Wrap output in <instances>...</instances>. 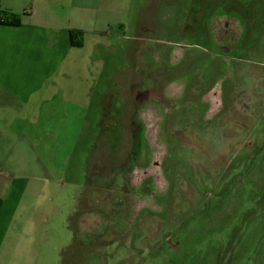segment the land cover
<instances>
[{
  "label": "flooded vegetation",
  "instance_id": "obj_1",
  "mask_svg": "<svg viewBox=\"0 0 264 264\" xmlns=\"http://www.w3.org/2000/svg\"><path fill=\"white\" fill-rule=\"evenodd\" d=\"M157 1L158 6L164 7L167 16H164L163 20L166 24L169 22L170 27L165 29L162 20L157 19L154 26L151 24L147 26V23L145 27H141L144 34H138L137 37L147 45L138 51L139 59L144 60L145 71L144 75L139 73L140 83L135 84L133 89L136 90V94L144 92L146 95L139 101L136 97L138 95L134 97L137 113L127 117L129 122L127 124L128 129H133L131 133H134L136 138L129 144L128 159L122 166H117L119 171L116 172L122 176L120 178L122 183L133 187H129L128 192L124 190L117 192L113 199L117 203L116 208L121 209L127 204L131 212L135 209V202L138 199L147 200L150 197L157 208H144V214L159 226L155 227L154 231L152 227L143 230L136 224L127 222L114 231L111 220L107 219L104 213L105 197H101L99 190L111 185L116 174L110 179V176L96 173L90 176L91 185L86 192L85 201L78 197L68 219L67 228H70L74 237L73 246L81 250V258L84 259L82 264H99L98 260L103 257L101 255L104 254V248L108 249L110 244H113L110 255L121 254L114 264H121L127 258L128 263L133 264L132 259L139 253L145 256H141L138 264L238 263L236 259L239 256L231 255L235 261H231L228 253L220 258L219 246L209 244V251L205 250L203 254L193 251L192 248L197 244L208 243L209 231L220 226L229 228L231 220L238 219L239 215L242 216L240 231L246 227L249 217L258 220L263 215L261 191L264 189V152L259 154L255 164L248 165L243 160L239 170L216 191L218 197L215 201L209 200V205L206 203L208 200L200 196L203 192L201 187L194 189L192 186L196 195L195 206L198 205L197 210L190 214L181 210L179 205L180 202L185 203L187 200L182 188L189 180L184 179L187 176L183 173L193 166L181 165V170L177 173L178 165L183 160L177 156L178 162L181 161L177 164L172 158L173 154L179 155L184 151L190 154L192 151L190 145H195L198 152L200 149L207 151L219 146L237 149L251 146L246 140L254 123L260 124V130L263 131L259 130L261 133L257 143L252 146L258 145L263 148L264 87L260 86V83L256 84L258 73L245 74L240 71L237 62L244 60L238 59L237 56L243 52L241 50L245 51L246 46L248 49L255 46L259 37L264 34V0ZM144 35L148 36L142 39ZM160 35L175 39L168 41L160 38ZM161 66V70H158ZM256 66L258 71L264 70L263 64ZM245 78L250 79L248 87L243 82ZM147 104L155 106L158 112L162 108L164 112L146 110L147 108H144ZM123 116L122 106L117 121L118 133L108 145L111 153L119 152L120 145L126 141L124 138L126 121ZM111 122H114V119H111ZM152 129L153 132L158 131L162 135L165 131V135L169 137L180 135L189 143H183L179 139L180 136L174 140L168 139L164 143L165 156L155 154L153 157L152 149L146 140ZM222 129L225 131L223 134ZM114 140H117L116 143ZM217 144L219 146H215ZM232 151L227 149L229 154L225 160V155L221 157L220 167L231 166L229 158ZM199 167L201 166H197V170ZM172 174H178L179 181L173 183ZM204 178L211 180L212 176L206 175ZM172 191L177 194L175 198L170 195ZM250 197H254L252 202L256 210L254 214L253 210L249 211L246 206ZM79 201L85 209L79 207ZM169 205H172V210L176 212L175 220L168 217ZM117 214L121 213L116 212V218L121 216ZM107 216L111 218V215ZM259 220L261 222H256L244 241L246 244L242 247L244 252L256 250V256L253 257L256 264L262 262L259 255L262 253L264 241V221ZM126 229L129 231L122 235L121 232ZM107 232H114L120 237L107 241ZM136 233L140 234L137 239ZM126 239H135L132 241L136 243L144 239L146 244L143 243L145 246H142L140 243V250L135 254L131 248L126 250ZM210 258L212 261L209 262Z\"/></svg>",
  "mask_w": 264,
  "mask_h": 264
},
{
  "label": "rangeland",
  "instance_id": "obj_2",
  "mask_svg": "<svg viewBox=\"0 0 264 264\" xmlns=\"http://www.w3.org/2000/svg\"><path fill=\"white\" fill-rule=\"evenodd\" d=\"M5 1L16 3L17 7H22L23 3L28 0ZM58 1L65 3L66 10L63 14L56 12L51 16V19L32 17L31 22L50 23L51 26L69 29L70 32L74 33L73 43H80L78 46H73L75 62L86 61L87 63H83L82 69L73 65L72 71H67V77L61 80L62 87L59 89L58 97L61 91L62 93L67 92V95L59 97L54 102L57 111L52 120H49L48 124L50 125L48 128H52L48 130L49 135L46 134L43 128L44 121H42V125L41 121H38L34 133L31 132L27 136L28 146L25 149V161L22 162L21 166L11 169L17 178H25L24 180L28 181V185L25 187L26 191L20 205V211L13 220L12 227L15 228V231L10 232V235L14 233L17 237L13 238L12 245L9 247L10 252L8 251L9 254L0 259V264H82L84 259L81 258V250L74 247V237L70 228H67L68 219L78 201V197L81 198V201H85L86 192L91 185L90 176L96 173L110 176V179H113L116 174L111 185H107L104 189H98L101 192V197H105L104 213L107 219L111 220L110 223L114 231L127 222L133 223V225L136 224L143 230L152 227L154 231L155 227L159 226V224L158 226L154 224L148 215L144 214V208H157L150 197L146 198L147 200L138 199L135 202V209H132L131 212H129L127 204L121 209L116 208L117 203L113 198L117 192L122 190L128 192L130 191L128 188L133 187V185H127L125 182L122 183L120 179L122 176L116 172L119 171L117 166H122L128 159L129 144H132L136 138L135 134L131 133L133 129H128L129 125L127 124L129 116L137 113L134 97L138 95L136 97L139 101L146 95V93H140L139 91V94H136V90L133 89L135 84L140 83L139 73L144 75L145 71L144 60L139 59L138 51L141 48H146L147 44L137 37L138 34H144L141 27H145L147 23V26H150V24L154 26L157 19L162 20L165 29L170 27V23L166 24L163 20L167 13H164L163 6H158L157 0ZM22 10L20 9L19 15L23 17L25 13ZM147 36L144 35L142 39ZM159 37L168 39V41L175 39L165 38L161 35ZM248 48L246 46L245 51L241 50L243 52L237 56L238 59L244 60L243 62H237V66L242 73H258L256 84L259 85L260 83V86L264 87V70L258 71L256 66L257 64H263L264 68V34L259 37L255 46ZM85 56H88V58ZM161 68L162 66L158 67V70H161ZM243 82L248 87L250 79L245 78ZM86 91L90 95L88 103L84 98V92ZM147 92H149L148 89ZM70 93H72V96H69ZM150 97L148 99L152 100ZM71 106L74 108V112L69 109ZM122 106L124 108L123 118L126 121L124 127L126 141L120 145L121 150L119 152L111 153L108 145L112 143L113 138H115L114 135L118 133L117 121ZM144 109H153L155 113L158 112V109L151 104H147ZM161 112H164L162 108L159 109L158 113ZM111 119H114V122H111ZM259 126L260 124L254 123L253 128L249 130L246 143L251 146L248 147L224 148L217 144L215 146L219 147H213V150L204 151L200 149L201 151L198 152L195 145H190L189 148L192 150L190 154L186 151L181 152L179 155L173 154L172 161L175 163L179 164L181 162H178L177 156L182 157L183 160L178 165L177 173L181 170V165L190 164L193 166L183 173L187 176L184 179L190 182L186 181V185L182 188L183 195L188 202H180L179 208L181 210L187 211L189 214L197 210L198 204L195 206L197 202L194 197L196 195L192 186L194 189L201 187L203 192L200 196L207 199L206 203L209 205L210 201H215V198L218 197L216 191L219 187L224 186L223 183L228 182L230 177L239 170V165L243 160L248 165L255 164L258 161L259 154L264 152V146L261 148L258 145L252 146V144L257 143L260 131H263L260 130ZM163 133L164 135L159 134L158 131L153 132L152 129V132H149L147 136L146 140L150 149H152L153 157L155 154L160 157L165 156L164 143L168 139L174 140L180 136L169 137L165 135V131ZM223 133H225L224 129L221 131V134ZM179 139L185 144L189 143L182 136ZM114 141L116 143L117 140ZM34 142H37L38 145L34 146ZM197 144L199 145V143ZM29 146H31L30 149ZM227 149L233 150L229 158L231 166L222 168L219 166L222 165L220 163L221 157L225 155L224 160L226 159L229 154ZM197 166L201 167L197 170ZM195 168L196 170H194ZM172 175L174 176L173 183H176L178 174ZM206 175L212 176V179L204 178ZM9 182L10 180H5L8 186ZM118 184H121V186H118ZM261 192L263 193V215L259 219L264 221V189ZM173 193H170V195L175 198L177 194L176 192ZM253 199L254 197H250L249 201L246 202V206L249 211L253 210L254 214L256 210L252 204ZM79 207L84 208L80 201ZM168 211V217L175 220L176 212L172 210V205L168 206ZM116 212H120L121 214L117 215L121 216L116 218ZM107 215H111V218H108ZM241 217L239 215L238 219H232L229 228L220 226L209 231L207 234V241L209 242L197 244L192 250L203 254V251H209V244H212L219 246L218 255H220V258L228 253L229 256H239L236 259L238 263L234 264H256L253 262L256 250L254 252L251 250L244 252L242 247L246 244L244 241L247 235L251 233L256 222L261 221L249 217L246 227L240 231ZM17 229L20 231H16ZM128 231L126 229L121 234L126 235ZM107 233V241L120 237L114 232ZM137 237H140L139 233H136V239ZM132 240L126 239L125 248L126 250L131 248V251L136 254L140 250L139 244L142 243V246H145L146 243L144 239H140V243ZM111 245L113 246V244H110L108 249L107 247L104 248V254L101 255L103 257L98 260L100 261L99 264H114L118 261L121 254H116L117 257L113 254L110 255L112 253ZM262 248V253L259 255V260L262 262L259 264H264V241ZM241 251L242 254L239 255ZM143 255L145 256V254ZM143 255L141 253L137 254L132 259V263L138 264ZM232 256L233 260L231 259V261H235ZM127 259L121 264H129V259ZM210 261H212L211 258Z\"/></svg>",
  "mask_w": 264,
  "mask_h": 264
},
{
  "label": "crops",
  "instance_id": "obj_3",
  "mask_svg": "<svg viewBox=\"0 0 264 264\" xmlns=\"http://www.w3.org/2000/svg\"><path fill=\"white\" fill-rule=\"evenodd\" d=\"M0 5V11L19 14L23 9L25 13L19 26L0 24V259H3L16 236L10 232L15 231L13 220L28 185L25 178H17L11 169L25 161L27 136L34 133L38 121L41 125L44 121L43 128L49 135L52 128H48V123L57 111L54 102L67 95L61 91L58 97L61 80L67 77V71H72L73 65L82 69L87 62H75L69 29L31 22L32 17L51 19L56 12L63 14L66 10L63 1L28 0L17 7L16 3L0 0ZM84 98L88 103V91L84 92ZM69 109L74 112L72 106ZM5 180H10L9 186Z\"/></svg>",
  "mask_w": 264,
  "mask_h": 264
},
{
  "label": "trees",
  "instance_id": "obj_4",
  "mask_svg": "<svg viewBox=\"0 0 264 264\" xmlns=\"http://www.w3.org/2000/svg\"><path fill=\"white\" fill-rule=\"evenodd\" d=\"M20 17L21 16L19 14H16L10 11H0V24L10 25V26H19L20 21H21ZM69 34H70L71 46L80 45V43L78 44L73 43L74 33L69 32Z\"/></svg>",
  "mask_w": 264,
  "mask_h": 264
}]
</instances>
